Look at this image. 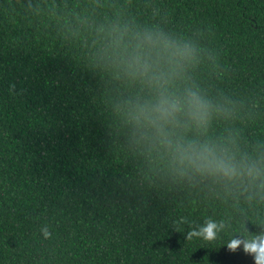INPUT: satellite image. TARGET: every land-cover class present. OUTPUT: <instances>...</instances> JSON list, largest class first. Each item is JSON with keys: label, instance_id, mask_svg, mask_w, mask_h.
Segmentation results:
<instances>
[{"label": "trees", "instance_id": "trees-1", "mask_svg": "<svg viewBox=\"0 0 264 264\" xmlns=\"http://www.w3.org/2000/svg\"><path fill=\"white\" fill-rule=\"evenodd\" d=\"M145 32L192 49L171 88L212 106L174 136L264 169V0H0V264H254L227 244L264 233V176L182 174L131 118Z\"/></svg>", "mask_w": 264, "mask_h": 264}, {"label": "clouds", "instance_id": "clouds-1", "mask_svg": "<svg viewBox=\"0 0 264 264\" xmlns=\"http://www.w3.org/2000/svg\"><path fill=\"white\" fill-rule=\"evenodd\" d=\"M192 49L179 45L163 33L137 34L133 44L125 45L120 53L128 75L141 79L152 95L134 105L131 118L146 135L161 145L171 156L176 168L182 173L223 179L226 181H255L264 176V169L247 157H237L228 149L209 142L175 137L173 129L207 125L211 104L194 89L177 94L171 85L182 74ZM217 224L208 220L202 226L187 233V238L200 236L213 240ZM45 238L50 237L47 227L41 229ZM243 246L245 254L251 255L254 264H264V233L252 239H232L227 249L235 252Z\"/></svg>", "mask_w": 264, "mask_h": 264}]
</instances>
